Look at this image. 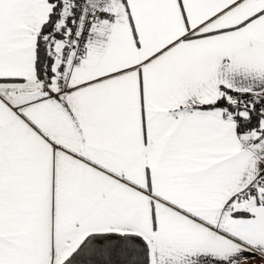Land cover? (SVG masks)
Instances as JSON below:
<instances>
[{"label": "snow or ice", "instance_id": "6c2138e0", "mask_svg": "<svg viewBox=\"0 0 264 264\" xmlns=\"http://www.w3.org/2000/svg\"><path fill=\"white\" fill-rule=\"evenodd\" d=\"M0 264H264V0H0Z\"/></svg>", "mask_w": 264, "mask_h": 264}]
</instances>
